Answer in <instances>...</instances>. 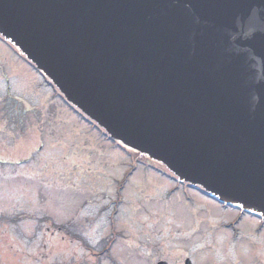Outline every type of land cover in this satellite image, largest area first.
Returning a JSON list of instances; mask_svg holds the SVG:
<instances>
[{
	"label": "water",
	"instance_id": "95a60500",
	"mask_svg": "<svg viewBox=\"0 0 264 264\" xmlns=\"http://www.w3.org/2000/svg\"><path fill=\"white\" fill-rule=\"evenodd\" d=\"M0 33L112 137L264 217V0H0Z\"/></svg>",
	"mask_w": 264,
	"mask_h": 264
},
{
	"label": "rangeland",
	"instance_id": "374dc122",
	"mask_svg": "<svg viewBox=\"0 0 264 264\" xmlns=\"http://www.w3.org/2000/svg\"><path fill=\"white\" fill-rule=\"evenodd\" d=\"M6 55L8 59L0 53L4 71L12 64L10 73L18 76L16 63L22 80L30 76L27 85L20 79L9 91L27 101L29 150L22 165L0 162V207H18L15 215L0 212V238L7 241H0V264H90L100 245L111 239L115 243L107 259L130 255L128 243L135 245L137 254L149 256L181 250L188 243L189 251L202 247L203 257H211L232 255L234 249L241 255L248 242L244 262L264 264V227L256 232L257 218L240 222L244 236L233 239L221 225L229 217L217 203L190 190L187 201L181 190L169 194L172 181L149 171L162 168L140 154H125L90 130L13 49L6 47ZM37 142L44 143L40 151ZM135 166L118 190L117 182ZM139 191L143 193L137 195ZM138 196L139 204L130 211L128 202H137ZM147 198L152 203H146ZM187 208L202 213L201 225L189 216L177 218ZM184 234L190 242L183 241ZM5 251L10 256L3 257Z\"/></svg>",
	"mask_w": 264,
	"mask_h": 264
},
{
	"label": "flooded vegetation",
	"instance_id": "af4514ba",
	"mask_svg": "<svg viewBox=\"0 0 264 264\" xmlns=\"http://www.w3.org/2000/svg\"><path fill=\"white\" fill-rule=\"evenodd\" d=\"M15 67H17L16 64ZM11 71H13V69ZM16 72L17 70L15 69L14 73ZM9 76L10 73L7 70L4 71L0 67V162L9 161L13 164L18 163L19 165H22L23 163L27 162L28 155V138L26 136V130L28 127V112L26 109V102L23 100L22 96L17 98L16 96L11 95V93L9 92ZM38 149H41V144L38 145ZM18 192H20V190L17 189L15 193ZM141 193L143 192L139 191L137 195ZM139 201L140 196H138L137 202L127 201L130 211L136 208V206L139 204ZM144 201L146 203H152V201H150V198H147V200L144 199ZM17 209L18 208H15V210ZM221 213L230 216V221H232L233 216H237V212L234 213L231 208H227ZM130 214L132 216V213ZM241 214L242 215L238 216V223L244 221V219L246 218H249L248 214ZM183 215L192 217V220H199V224L201 223L202 218H205L204 216H202V213H197V211L192 213L191 210H187V212H185V214ZM176 216L181 217V215L179 214H176ZM230 221L228 223H230ZM259 227L263 228L264 222L258 223V225L256 226V232H258ZM236 228V237L238 238L243 236L242 231L238 227ZM197 231L198 228L196 229V232ZM192 234L193 233H191V235ZM185 240L186 239H184V241ZM187 241L190 242V240ZM128 244L129 245H127L126 251L128 253H131L130 255L123 256L122 258L118 254H113L115 256H111L108 259L105 258V256H101L100 259L92 258L93 260L92 262H90V264H143L142 261H148L150 264H157L160 261H163L167 264H249V262H244L243 260L244 257H248L249 255V243L247 244L248 246H244L241 248V255H237L239 252L237 249H234L232 255L216 254L211 255V257H203L202 247H198L192 251H189L186 246V244L188 243H185L181 250L179 248H176L170 253H167L166 251L165 255L152 254L150 256L137 254L135 245H132L131 243ZM112 248L113 246H111L110 251L112 250ZM100 250L104 252L107 251V245H100ZM4 257L6 258L7 255H4Z\"/></svg>",
	"mask_w": 264,
	"mask_h": 264
}]
</instances>
